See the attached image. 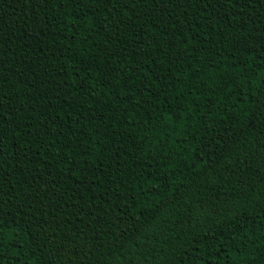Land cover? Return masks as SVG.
Returning a JSON list of instances; mask_svg holds the SVG:
<instances>
[{
	"label": "trees",
	"instance_id": "1",
	"mask_svg": "<svg viewBox=\"0 0 264 264\" xmlns=\"http://www.w3.org/2000/svg\"><path fill=\"white\" fill-rule=\"evenodd\" d=\"M0 264H264V0H0Z\"/></svg>",
	"mask_w": 264,
	"mask_h": 264
}]
</instances>
